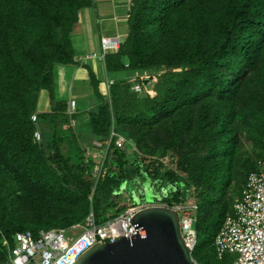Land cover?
<instances>
[{
    "label": "trees",
    "instance_id": "16d2710c",
    "mask_svg": "<svg viewBox=\"0 0 264 264\" xmlns=\"http://www.w3.org/2000/svg\"><path fill=\"white\" fill-rule=\"evenodd\" d=\"M94 3L0 0V264L9 263L4 237L119 215L121 191L149 177L170 186L168 204L197 203L192 258L231 264L215 239L264 158V0H130L127 37L105 58L114 84L91 77L98 102L69 114L54 74L76 61L73 31ZM152 70L164 73L148 75L157 80L148 89L140 77ZM137 71L139 93L124 78ZM42 90L52 106L39 113ZM111 131L141 155L113 146L96 180L88 153ZM168 153L175 169L165 172Z\"/></svg>",
    "mask_w": 264,
    "mask_h": 264
},
{
    "label": "built area",
    "instance_id": "2783aa9c",
    "mask_svg": "<svg viewBox=\"0 0 264 264\" xmlns=\"http://www.w3.org/2000/svg\"><path fill=\"white\" fill-rule=\"evenodd\" d=\"M116 46V43H109V40L104 38L102 52L90 54L89 57H98L100 61H104L108 50ZM137 77L129 80L133 82V90L139 93L143 88ZM140 78L145 80L144 75ZM112 84H114L112 79L107 82L108 87ZM76 111L77 101L70 99L67 103V112L73 114ZM31 119L35 122L37 115L33 114ZM35 138L37 141L41 140L39 131L35 132ZM130 143L123 135L115 131H111L106 144L103 145L100 141L93 143L95 145L92 154L102 158L99 174L95 176L96 180L111 154V149L123 148ZM152 205L167 207L176 212L182 237L187 247L193 252L197 245L195 229L197 203L190 201L170 205L162 201V198H156L153 204L144 202L130 206L119 215L109 214L101 222H98L95 214L91 212L82 222L69 228L40 230L37 234L30 230L20 231L13 236L12 241L4 237L2 243L8 250V264H74L98 242H113L123 236L135 235L137 231L132 225L131 217L140 209ZM70 231L81 233L73 241L68 242L66 234ZM215 246L219 259L226 254L234 255L231 264H264V158L258 161V170L249 174L241 195L234 202L233 214L226 218L216 236Z\"/></svg>",
    "mask_w": 264,
    "mask_h": 264
},
{
    "label": "crops",
    "instance_id": "0c3cea01",
    "mask_svg": "<svg viewBox=\"0 0 264 264\" xmlns=\"http://www.w3.org/2000/svg\"><path fill=\"white\" fill-rule=\"evenodd\" d=\"M127 0H95L92 7L82 9L79 12L78 23L75 25L72 35V43L76 61L75 66H64L61 72L65 74L57 77L54 90L56 99H70L77 101V110L86 111L93 99H97L90 87V79L95 76L99 81L111 78L113 75L107 72L105 65L98 57H89L90 54L100 53L101 39L103 37H119L124 42L127 36ZM105 25L112 31L105 29ZM86 33L80 37L79 33ZM76 32V33H75ZM75 40V41H74ZM88 55V57L86 56ZM93 95V96H92ZM92 96V98H90ZM81 97V100L79 98ZM87 97V107L83 106L82 98ZM90 106H89V105ZM78 105L80 108H78ZM52 106V94L48 90H42L39 94L37 112H48Z\"/></svg>",
    "mask_w": 264,
    "mask_h": 264
},
{
    "label": "water",
    "instance_id": "95a60500",
    "mask_svg": "<svg viewBox=\"0 0 264 264\" xmlns=\"http://www.w3.org/2000/svg\"><path fill=\"white\" fill-rule=\"evenodd\" d=\"M131 218L135 235L98 242L74 264H198L182 237L176 212L152 205Z\"/></svg>",
    "mask_w": 264,
    "mask_h": 264
},
{
    "label": "rangeland",
    "instance_id": "374dc122",
    "mask_svg": "<svg viewBox=\"0 0 264 264\" xmlns=\"http://www.w3.org/2000/svg\"><path fill=\"white\" fill-rule=\"evenodd\" d=\"M129 1L130 0H127V2H126L127 3L126 4L127 5L126 6L127 10H128V7H129L128 5H130ZM105 26H106L105 29H106L107 32H108V30H110V31L113 30L111 28H108L107 25H105ZM79 35H80V37H82V36L85 37L86 33L84 31V35H83L82 32L79 33ZM73 37H77V36H75L73 34ZM64 66H68V65H59V66L56 67L55 74H54V75H56L55 76L56 77L55 78V84H56L57 77L61 78L65 74V70L61 72V68L64 67ZM70 66H75V65L74 64H70ZM176 71H180V69H177ZM161 73H164V70L144 71L143 75L145 76V80H148V85L145 88L150 89L151 87H153L154 85L157 84L156 78L152 77V78L148 79L147 78L148 75H152V74L161 75ZM136 74H137V76L141 75V73L138 72V71L134 72V73L128 72L127 74L124 75V78H127L129 80V79H132L134 77H137ZM113 78H114V75H113ZM92 96L90 98H92ZM79 100H81V97L79 98ZM88 100H87V97H85V98L83 97L82 98V102L81 103L83 104V106H85L87 104ZM97 102H98L97 99H93L91 101L90 105L93 106ZM86 107H87V105H86ZM78 108H80L79 105H78ZM246 147L248 149H251V147H252L251 143L250 142H246ZM130 151H131L132 154H134V153H139L140 154V152L138 151V149L136 148L135 145L131 146V150ZM88 154L92 155V151L90 153H88ZM95 157L97 159V163H96V165L94 167V171H93L94 177L99 174V170L101 168L100 161H102V158H97L98 157L97 154H95ZM157 157H158V155L152 156V157H147V161L148 160L152 161V159H158ZM131 158L133 159L134 157L131 155ZM160 160L165 165V170H164L165 172L167 170H170V169H175V162H174V160L172 158L171 153H168L166 156L160 158ZM160 183H161V180H155L154 181V180H152L151 177H149L147 180L144 179L142 181L137 180V181L132 182V184H130L126 189L124 188L121 191L119 197L116 199L117 206L119 208H123L124 207V209H122V212H124L128 207L134 206V205H139V204H142L144 202L153 204L156 201V198L157 199L158 198H160V199L162 198V201H164L166 199V197L168 196V191H169L168 189L170 188V186L166 187V186L163 185V187L160 188L158 186V184H160ZM188 195H189L190 198H193L192 197L193 195H191V193L188 192ZM80 233L81 232H77V233H74L73 231L68 232L66 234L67 241L68 242L73 241L77 236L80 235ZM200 242H201V238H198V243H200ZM231 256L234 258V255H231Z\"/></svg>",
    "mask_w": 264,
    "mask_h": 264
},
{
    "label": "clouds",
    "instance_id": "9594fccd",
    "mask_svg": "<svg viewBox=\"0 0 264 264\" xmlns=\"http://www.w3.org/2000/svg\"><path fill=\"white\" fill-rule=\"evenodd\" d=\"M94 2H95V0H94ZM129 3H130V1H129ZM129 7H128V11H129V8H130V5H128ZM128 11H127V14H128ZM127 37V36H126ZM108 39L109 40V43H116L117 44V46L116 47H114V48H112V49H110V50H108V53L106 54V55H108L109 53H113V52H117L118 50H119V48H120V46L123 44V42H121L120 41V39H119V37H103L102 39ZM102 39H101V51L100 52H102ZM99 53V52H98ZM97 53V54H98ZM86 56H88V55H86ZM105 58H106V56H105ZM99 59V58H98ZM100 60V59H99ZM100 62H102L104 65H105V59H104V61H100ZM147 78H148V76H147ZM114 80V82H115V79L113 78V77H111V78H106V83L109 81V80ZM113 85V84H112ZM138 93V92H137Z\"/></svg>",
    "mask_w": 264,
    "mask_h": 264
},
{
    "label": "bare ground",
    "instance_id": "6f19581e",
    "mask_svg": "<svg viewBox=\"0 0 264 264\" xmlns=\"http://www.w3.org/2000/svg\"><path fill=\"white\" fill-rule=\"evenodd\" d=\"M90 2V1H89Z\"/></svg>",
    "mask_w": 264,
    "mask_h": 264
}]
</instances>
